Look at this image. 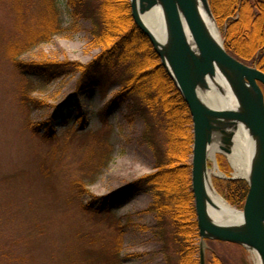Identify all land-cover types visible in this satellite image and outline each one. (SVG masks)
Wrapping results in <instances>:
<instances>
[{"label":"rangeland","instance_id":"374dc122","mask_svg":"<svg viewBox=\"0 0 264 264\" xmlns=\"http://www.w3.org/2000/svg\"><path fill=\"white\" fill-rule=\"evenodd\" d=\"M45 1L0 0V264H167L156 235V214L148 210L152 193L124 196L121 201L101 199L156 171V158L143 138L144 120L127 117L128 101L113 100L124 91L120 79L126 66L134 70L140 65L141 70L161 60L153 62L149 53L132 51L125 55L129 64H108L107 56L98 57L102 47L93 41L91 22L71 16L66 0H56L59 22L66 30L15 54L14 46L24 45L43 30ZM247 1L258 14L259 0ZM209 4L227 47L228 35L234 31L230 28L240 14L230 0H209ZM123 7L115 8L120 11L118 26L125 30L130 25L122 16ZM254 27H260L257 21ZM14 55L22 61L80 62L89 65L92 81L78 91L80 71L55 79L23 73L16 68ZM150 91V98L163 109L168 107L163 106L158 88ZM177 129L180 136L184 130L193 136L179 158L192 168L193 123ZM157 135L165 140L163 131ZM218 162L225 176L214 175L213 185L241 211L249 191L243 205L234 203L235 183L244 181L249 187L248 180L234 177L224 154H219ZM208 169V173L215 170L212 161ZM76 183L90 195L79 197ZM93 196L99 199L85 211L83 204ZM101 206L110 211L102 215L92 211ZM200 244L199 237V263ZM207 244L209 264H214V255L217 264H244L245 260L256 264L252 251L226 243Z\"/></svg>","mask_w":264,"mask_h":264},{"label":"trees","instance_id":"16d2710c","mask_svg":"<svg viewBox=\"0 0 264 264\" xmlns=\"http://www.w3.org/2000/svg\"><path fill=\"white\" fill-rule=\"evenodd\" d=\"M237 1L230 0L229 5H236L237 9L235 10H238L240 20L230 28L234 31L228 35L226 48L238 59L264 71V0H259L256 4L259 9L258 14L254 13V8L249 1ZM66 3L71 16L77 20L91 22L93 41L102 47V52L98 57L107 56L108 64H127L128 60L125 55L132 51L136 54L138 52L149 53L153 62L159 60L151 42L133 19L130 0H66ZM122 4L124 6L122 16L130 25L125 30L118 26L120 11L115 8ZM256 21L260 26L258 29L254 27ZM43 27V30L38 31L24 45L14 46V53L20 54L27 47L31 48L39 43L48 42L55 35L62 34L66 30L62 22H59L56 0L45 1ZM13 61L19 71L48 79L80 71L83 78L78 84V91L90 86L92 81L89 77V65L84 66L80 62L70 60L22 61L19 60L18 55H14ZM138 64H142V62ZM152 65V68L147 67L141 70H139L142 67L140 65L134 70L126 66L120 79L122 83H125L124 91L113 100V103L128 101L127 117L140 116L144 120L143 138L156 158V171L130 182L121 190L101 199L107 200L106 202L111 199L121 201L124 196L142 192L152 193L154 199L148 210L156 214V235L163 243L162 251L166 257V263L171 264L174 260V264H200L197 257V242L200 236L194 194L191 188V166L182 164L179 160L185 152H183V147L186 148L190 141L193 142V136L190 133L187 134L185 130L184 134L180 136L177 129L189 128L193 121L185 100L165 68L160 62L152 63ZM99 82L102 86L105 85L103 79H100ZM153 86L159 89L163 106L164 103L168 106L164 107L167 112L157 101L148 96ZM160 131L165 133V140L157 135L160 134ZM235 184L237 186L234 193L235 196L237 195V200L234 203L243 205L249 191L248 184L244 181ZM75 188L78 189L79 197L90 195L83 184L76 183ZM92 199L89 204H83L85 211L93 209L94 201L99 198L93 196ZM92 211L102 215L105 214V211L110 210H103L101 206ZM209 242L230 244L246 252V249L238 244L220 241ZM213 259L214 264L220 262L216 255L213 256ZM209 261L211 262L207 259V264ZM244 264H248L246 260Z\"/></svg>","mask_w":264,"mask_h":264},{"label":"water","instance_id":"95a60500","mask_svg":"<svg viewBox=\"0 0 264 264\" xmlns=\"http://www.w3.org/2000/svg\"><path fill=\"white\" fill-rule=\"evenodd\" d=\"M215 20L209 0H131L136 25L148 37L162 66L185 100L193 121L192 191L200 236V264H207L208 241L243 246L255 252L264 264V71L231 54L214 38L200 10ZM161 8L166 22L165 37L157 38L142 16ZM187 26V30H186ZM188 33L193 46L188 38ZM229 82L238 108L212 109L200 98L207 77L216 71ZM243 125L255 143V155L248 180L249 193L238 222H220L211 216L207 184L208 151L219 133L230 145L233 132Z\"/></svg>","mask_w":264,"mask_h":264},{"label":"bare ground","instance_id":"6f19581e","mask_svg":"<svg viewBox=\"0 0 264 264\" xmlns=\"http://www.w3.org/2000/svg\"><path fill=\"white\" fill-rule=\"evenodd\" d=\"M200 10L214 38L222 42L221 33L216 20H213L206 14L201 4ZM142 18L143 22L157 38L160 39L166 36V22L161 8L152 9L145 13ZM188 38L193 46L189 33ZM261 86L264 89V86ZM199 96L201 100L212 109L230 110L238 108V102L229 82L218 70L214 77H207V87L200 89ZM228 131L233 132L230 145H226L221 140L219 133H215L214 140L209 147L208 161L214 163L215 170L208 173L209 181L207 184L208 194L213 202V204L209 206L210 214L213 218L218 219V221L226 223L238 222L242 218V211L230 205V203L217 192L213 185L214 175L219 177L225 176V174L220 171L218 156L219 154H224L227 157L234 170V177L249 179L255 155V143L247 128L240 125L237 129H229ZM253 254L256 257V264H261L260 257L255 252Z\"/></svg>","mask_w":264,"mask_h":264}]
</instances>
